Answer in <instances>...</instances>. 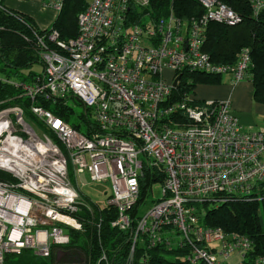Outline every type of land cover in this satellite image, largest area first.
<instances>
[{
    "label": "built area",
    "instance_id": "2783aa9c",
    "mask_svg": "<svg viewBox=\"0 0 264 264\" xmlns=\"http://www.w3.org/2000/svg\"><path fill=\"white\" fill-rule=\"evenodd\" d=\"M198 1L204 13L186 20L173 10L153 17L150 0H93L78 14L75 37L64 40L53 26L34 31L44 73L23 86L25 94L75 97L94 128L85 135L36 104L30 110L40 124L21 107L0 110V170L13 178L0 180V264L25 250L41 258L55 252L53 264L86 263L81 252L66 261L71 252L63 248L68 229L82 228L76 214L84 173L109 181L107 207L117 208L111 225L131 232L132 252L137 245L186 249L192 263L264 264V255H251V238L204 222L208 208L264 197V130L245 127L230 99H173L181 78L173 82L186 70L229 74L233 84L250 76L248 47L233 64L216 63L204 50L209 23L234 26L241 15L220 0ZM64 3L42 6L59 15ZM250 3L254 16L264 12V0ZM9 9L0 0V10ZM144 168L163 177L162 196L133 215Z\"/></svg>",
    "mask_w": 264,
    "mask_h": 264
},
{
    "label": "trees",
    "instance_id": "16d2710c",
    "mask_svg": "<svg viewBox=\"0 0 264 264\" xmlns=\"http://www.w3.org/2000/svg\"><path fill=\"white\" fill-rule=\"evenodd\" d=\"M220 1L239 13L242 21L234 26L209 23L204 50L216 63L233 64L237 62L241 49L248 47L252 59L249 79L253 83V100L264 104V12L254 16L250 0ZM87 5L83 0H65L62 11L51 25L60 32L62 39L69 40L77 35L78 14ZM150 7L155 18L165 16L172 10L186 20L204 13L198 0H150ZM34 31L40 34L46 32L38 29L31 18L18 11L0 10V110L21 107L27 121L40 124L30 108L32 104L41 105L78 131L90 135L94 128V117L79 99L72 97L84 108L82 113L76 114L72 107L65 105L63 99H49L40 94L33 100L25 94L23 86L34 85L38 77L43 78L44 73ZM35 65H40L42 71L34 70ZM223 76L186 70L181 73V80L172 93L173 99L193 93L197 84H219L223 81ZM59 146L63 148L60 142ZM162 179L153 170L144 168V175L140 179V198L133 215L149 196L153 183ZM0 180L12 181L13 178L9 173L0 170ZM76 216L82 228L68 229L71 240L63 248L83 253L85 264H202L189 261L186 249H148L137 245L132 252L131 232L111 225L117 217V208L114 206L95 210L94 214L81 209ZM204 222L211 227H220L227 233L248 236L254 242L251 255H264V197L249 202L229 201L218 207L208 208ZM103 255L106 260L101 259ZM54 261L55 252L48 258H41L31 250H25L19 255H6L3 264H53Z\"/></svg>",
    "mask_w": 264,
    "mask_h": 264
},
{
    "label": "crops",
    "instance_id": "0c3cea01",
    "mask_svg": "<svg viewBox=\"0 0 264 264\" xmlns=\"http://www.w3.org/2000/svg\"><path fill=\"white\" fill-rule=\"evenodd\" d=\"M29 1H31V5L28 4V0H5V3L10 9L31 18L38 29L49 28L56 21L58 14L52 9L43 8V0ZM24 7L30 9L27 10ZM40 9L46 10L51 14L53 12L54 18L52 19L50 14L39 15L38 10ZM226 79L228 82H224L223 78V81L219 84H199L196 88L197 92H193V98L199 99L196 103L204 102L205 100L230 99L233 114L239 117L244 126L263 130L264 104L257 103L253 100V83L251 79L248 78L237 84H233L232 75Z\"/></svg>",
    "mask_w": 264,
    "mask_h": 264
},
{
    "label": "rangeland",
    "instance_id": "374dc122",
    "mask_svg": "<svg viewBox=\"0 0 264 264\" xmlns=\"http://www.w3.org/2000/svg\"><path fill=\"white\" fill-rule=\"evenodd\" d=\"M84 2L86 3H91L93 0H83ZM28 4L31 5V1L28 0ZM26 8L27 10H29L30 8L28 7H24ZM54 11V10H53ZM55 12V11H54ZM56 13V12H55ZM38 14L39 15H51V18L53 19L54 18V13L52 12L49 13L48 11L46 10H38ZM34 70L38 71V72H41L42 71V68L40 65H35L34 66ZM228 76H230L229 74H226L224 75V82H228V80L226 79ZM199 84H197L198 86ZM196 87V86H195ZM194 87V92L196 90V88ZM193 94V93H192ZM194 102H198L199 99H194L193 100ZM78 100L75 99V98H70L69 100L65 101V105H68L69 107H72L74 110H75V113L76 114H80L82 113V111L84 110V108L82 106H79V104L77 103ZM11 109V108H10ZM14 116H15V111L12 113ZM26 114V113H25ZM32 122V121H31ZM247 127V126H245ZM257 130V129H256ZM264 130V128H263ZM70 177L72 179V182L75 183L74 181V174H73V168L72 166L70 165ZM81 180L83 181L84 183V186H82V189H80V197H81V209H86L87 211H89L91 214H94L95 213V210H99V209H102L103 207H107V200H108V197L109 195L111 194V186H110V183L109 181H92L90 179V176L88 173H84L81 177ZM162 188H163V185H162V182L161 181H157L155 183H153L152 185V193L151 195L149 196V198L147 197L144 201V204H143V212L154 202V201H157L159 198H161L162 196ZM88 196H86V195ZM92 201H91V200ZM71 252L69 254V256H72L75 254V252L73 253L74 249H69ZM71 257H66V261H72L74 260L73 258ZM63 262H65V259L63 260ZM72 264H80L78 262H74Z\"/></svg>",
    "mask_w": 264,
    "mask_h": 264
},
{
    "label": "water",
    "instance_id": "95a60500",
    "mask_svg": "<svg viewBox=\"0 0 264 264\" xmlns=\"http://www.w3.org/2000/svg\"><path fill=\"white\" fill-rule=\"evenodd\" d=\"M181 76H177L173 82V85L176 86L178 84V81L180 80Z\"/></svg>",
    "mask_w": 264,
    "mask_h": 264
}]
</instances>
